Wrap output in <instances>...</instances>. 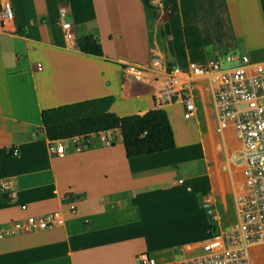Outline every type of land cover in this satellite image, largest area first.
Instances as JSON below:
<instances>
[{"label": "crops", "instance_id": "obj_1", "mask_svg": "<svg viewBox=\"0 0 264 264\" xmlns=\"http://www.w3.org/2000/svg\"><path fill=\"white\" fill-rule=\"evenodd\" d=\"M9 2L13 32L0 33V186L12 200L0 202V226L53 212L64 215V223L0 240V264H139L143 251L151 264H171L181 249L207 238L204 198L218 206L223 223L234 220L239 169L229 159L237 143L230 131L216 130L208 81L192 82L197 114L183 120L194 122L195 131L172 116L179 106L183 117L178 100L154 104L153 94L166 80L158 65L175 62L161 45L167 20L161 0H149V6L145 0ZM177 2L181 26L197 28L202 42L186 52L187 64L229 51L264 62L259 0ZM60 8L69 13L70 36L57 25ZM89 34L98 39L102 57L79 52L76 40ZM129 66L143 69L146 79L136 80ZM105 97L114 99L110 111L119 117L164 110L175 148L127 159L115 130L110 146L92 134L85 151L67 144L64 154H51L41 113ZM219 137L227 147L223 158ZM195 192L198 203L190 198ZM250 264H264L261 247L252 252Z\"/></svg>", "mask_w": 264, "mask_h": 264}, {"label": "built area", "instance_id": "obj_2", "mask_svg": "<svg viewBox=\"0 0 264 264\" xmlns=\"http://www.w3.org/2000/svg\"><path fill=\"white\" fill-rule=\"evenodd\" d=\"M68 16V11L60 8L57 25L70 36ZM13 21L12 7L7 0L4 8H0V33H12L9 27ZM36 69L41 71V64H37ZM128 70L136 80L147 77L143 69L129 66ZM158 70L166 80L153 94L155 106L171 105L178 100L183 106L185 120L197 114L192 82L197 79L208 81L212 89L216 130L219 133L230 131L237 143L229 162L238 167L240 182V190L234 199V220L223 223L218 206L204 198L202 205L210 224L208 236L181 249L171 264H250L252 252L258 247L264 250V62H252L247 56H218L201 63H188L185 69L159 64ZM114 133L115 130H110L95 137L103 146H110ZM86 138L51 142L50 153L64 154L67 144L74 151H85L90 147ZM225 169L224 165L222 170ZM21 208L25 209L24 206ZM75 211V205L71 204L69 213ZM63 223L64 215L60 212L29 216L0 226V240L46 231ZM137 261L151 264L145 251L137 255Z\"/></svg>", "mask_w": 264, "mask_h": 264}, {"label": "trees", "instance_id": "obj_3", "mask_svg": "<svg viewBox=\"0 0 264 264\" xmlns=\"http://www.w3.org/2000/svg\"><path fill=\"white\" fill-rule=\"evenodd\" d=\"M167 20L160 29L161 37H169L167 50L175 58L174 64L187 67L186 52L202 47L197 28H183L180 23L177 0H161ZM264 17V0H259ZM149 6V0H145ZM80 53L102 57L103 50L94 35H84L76 40ZM112 97L86 100L64 105L41 113L42 128L50 142L88 137L110 130H119L127 159L165 152L175 148L174 133L166 112L152 109L143 115L119 117L110 111ZM11 156L10 153H8ZM13 155V154H12ZM11 196L0 186V202L10 203Z\"/></svg>", "mask_w": 264, "mask_h": 264}, {"label": "rangeland", "instance_id": "obj_4", "mask_svg": "<svg viewBox=\"0 0 264 264\" xmlns=\"http://www.w3.org/2000/svg\"><path fill=\"white\" fill-rule=\"evenodd\" d=\"M167 17V15L165 16H163V19H165ZM162 39H161V45H162V48L163 49H165V50H167V42H168V39H167V37H161ZM221 55H226V56H233V55H235V56H242V54L241 53H236V52H232V51H229V52H224V53H221ZM258 61V60H257ZM171 62L169 61V59H165V61H164V64L166 65V66H169V65H171L170 64ZM202 113H201V116L202 117H200V123H201V125H205L206 124V122H205V120H204V115H203V111H201ZM171 114H172V116H176V117H178L179 118V120L181 121V123L184 125V126H186V127H189V129H192V130H196V125H195V123L194 122H185L184 120H183V117H182V114H181V110H180V107L179 106H176L175 108H173L172 110H171ZM187 124H189L190 126H187ZM219 145H218V148H217V150H218V156L219 157H221V158H223L224 156H225V153H226V150H227V147H226V145L224 144V139H223V137H219ZM188 183H190V182H188ZM193 186V185H192ZM191 199H193L195 202H199V199H200V197H199V194L198 193H193L192 194V196L190 197Z\"/></svg>", "mask_w": 264, "mask_h": 264}, {"label": "bare ground", "instance_id": "obj_5", "mask_svg": "<svg viewBox=\"0 0 264 264\" xmlns=\"http://www.w3.org/2000/svg\"><path fill=\"white\" fill-rule=\"evenodd\" d=\"M7 0H1V6H0V8H4V5H5V2H6Z\"/></svg>", "mask_w": 264, "mask_h": 264}]
</instances>
